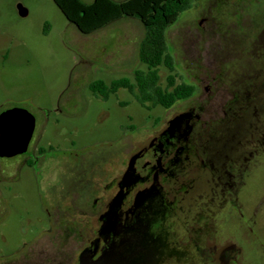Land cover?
<instances>
[{"label":"rangeland","instance_id":"374dc122","mask_svg":"<svg viewBox=\"0 0 264 264\" xmlns=\"http://www.w3.org/2000/svg\"><path fill=\"white\" fill-rule=\"evenodd\" d=\"M17 5L27 10L25 17ZM143 35L132 18L82 35L51 0H0V114L21 108L35 119L27 152L0 158V264L55 250L53 241L40 239L55 174L25 165L31 150H50L53 157L130 146L154 117L196 106L217 139L238 143L236 154L252 156L237 200L242 221L228 228L246 264H264V0L194 1L167 28L176 81L193 85L194 98L168 111H147L124 89L107 102L89 98L90 82L108 85L145 69L137 57ZM159 75L164 86L168 72L160 68Z\"/></svg>","mask_w":264,"mask_h":264},{"label":"flooded vegetation","instance_id":"af4514ba","mask_svg":"<svg viewBox=\"0 0 264 264\" xmlns=\"http://www.w3.org/2000/svg\"><path fill=\"white\" fill-rule=\"evenodd\" d=\"M86 95L107 102L113 94ZM202 115L196 106L154 117L130 146L53 157L50 150H31L25 165L55 174L40 236L55 250L24 253L6 264H80L81 257L92 264L122 242L138 246L140 264H246L232 232L242 221L237 200L252 156L217 139Z\"/></svg>","mask_w":264,"mask_h":264},{"label":"trees","instance_id":"16d2710c","mask_svg":"<svg viewBox=\"0 0 264 264\" xmlns=\"http://www.w3.org/2000/svg\"><path fill=\"white\" fill-rule=\"evenodd\" d=\"M51 1L82 35L92 34L123 18L137 20L144 29L137 57L145 69L135 70L132 79L121 78L108 85L100 80L93 81L89 84L93 94L106 98L124 89L147 111L156 106L170 109L194 94L193 85L176 81L175 65L165 32L192 2L198 0H93L89 4L81 0ZM160 68L168 72L164 86L159 83Z\"/></svg>","mask_w":264,"mask_h":264},{"label":"water","instance_id":"95a60500","mask_svg":"<svg viewBox=\"0 0 264 264\" xmlns=\"http://www.w3.org/2000/svg\"><path fill=\"white\" fill-rule=\"evenodd\" d=\"M20 17L27 15V10L17 5ZM177 119L171 121L174 126ZM35 119L24 109L11 108L0 114V158H12L24 154L34 130ZM142 255L137 245L131 242H122L120 246L113 247L109 252H104L101 258L92 264H140ZM80 264H88L83 257Z\"/></svg>","mask_w":264,"mask_h":264}]
</instances>
